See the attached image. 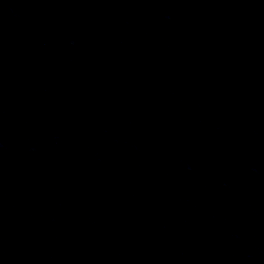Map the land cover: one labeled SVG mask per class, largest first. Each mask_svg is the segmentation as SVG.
<instances>
[{"label":"water","instance_id":"1","mask_svg":"<svg viewBox=\"0 0 264 264\" xmlns=\"http://www.w3.org/2000/svg\"><path fill=\"white\" fill-rule=\"evenodd\" d=\"M0 264H264V0H0Z\"/></svg>","mask_w":264,"mask_h":264}]
</instances>
